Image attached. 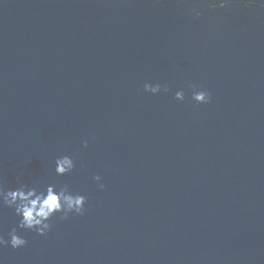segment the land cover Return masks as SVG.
Listing matches in <instances>:
<instances>
[{"label":"water","instance_id":"1","mask_svg":"<svg viewBox=\"0 0 264 264\" xmlns=\"http://www.w3.org/2000/svg\"><path fill=\"white\" fill-rule=\"evenodd\" d=\"M220 2L0 0V186L87 198L0 264H264V7Z\"/></svg>","mask_w":264,"mask_h":264},{"label":"clouds","instance_id":"2","mask_svg":"<svg viewBox=\"0 0 264 264\" xmlns=\"http://www.w3.org/2000/svg\"><path fill=\"white\" fill-rule=\"evenodd\" d=\"M228 0H221L219 6L224 7ZM264 7V0H262ZM212 7H216L215 4ZM195 11V10H194ZM195 15L199 17L201 12L195 11ZM195 89V85H189ZM162 90L160 84H144V91L153 95L160 93ZM164 92L168 91L165 86ZM175 99L178 101L184 100V92L177 91ZM192 99L200 104L207 103L210 100L209 93L204 90L193 91ZM87 146V141L84 142ZM75 167L74 160L65 155L55 160V173L57 175H66L71 173ZM100 176H95L94 180L100 181ZM103 189L104 185L99 184ZM86 197L81 194H73L67 185L57 186L49 184L45 189L37 187H28L20 184L15 189L5 190L0 186V206H6L14 210L15 215L19 218L18 225L13 227L8 233L6 240L3 235H0V247L5 245L12 249L23 248L27 244V240L18 234V230H32L38 235L44 236L51 229L50 219L56 214H60L61 220L69 218L70 214L84 215Z\"/></svg>","mask_w":264,"mask_h":264}]
</instances>
